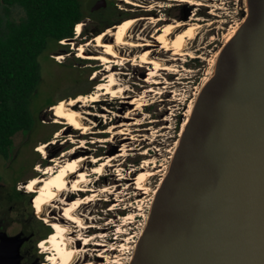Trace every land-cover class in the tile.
Listing matches in <instances>:
<instances>
[{"label":"rangeland","instance_id":"obj_1","mask_svg":"<svg viewBox=\"0 0 264 264\" xmlns=\"http://www.w3.org/2000/svg\"><path fill=\"white\" fill-rule=\"evenodd\" d=\"M106 1L126 13L123 20H138L131 30L132 39L135 42L153 41L150 36L156 34L155 31L161 27L160 24L185 23L184 28L191 24L200 25L197 35L188 44L192 57L185 56L184 60H166L170 57L169 53L162 51L156 54L152 49L156 50L157 47H148L152 51L153 58L165 60V63L174 65L177 69L176 72L159 71L154 80L161 82L158 84L146 82L147 66L133 65L132 62L115 65L113 72L117 84L127 90L126 98L99 95L98 101L87 103L84 110L89 114L85 117L91 123V130L87 134H81L80 130L54 124L53 112L50 111V107H47L61 99L94 93L96 85L104 80L103 75L106 71L103 70L104 67L99 61L83 59V62H79L80 58L76 57L75 50L71 49L82 44L77 41L82 35L83 24L87 23V20L81 22L82 30L77 38L66 39L65 44H60L62 47H67L66 51H60L56 45L49 43L39 57L41 80L31 97L34 126L26 136L21 133L16 134L13 137L10 156L7 159L0 157V186L2 187L0 192L3 196L5 195V214H9L16 221L19 209L25 208V212H30L32 218L29 219V224H32L35 230V240L41 241L44 239L43 226L47 225L34 216L31 207L32 199L29 206L13 199L14 189L18 191L19 199L24 201V197L30 195L22 189L25 182L34 176H43L41 172L35 170V167L38 166L43 170L47 166H54L53 159L60 158L63 152L80 144L84 147L79 149L76 156L94 157L98 160L113 157L119 154V150L124 145L127 146L129 148L127 155L117 157L115 165L107 167L102 177L90 172L93 168L92 163L84 164L83 170L89 173L90 188L99 189L107 186L112 187L113 192L103 193L98 201L79 209V213L87 217V221L94 227L84 230L74 228L75 233L70 237L74 239L78 233L83 237L94 236L96 243L104 244L99 247L94 245L86 247L82 260L84 262L130 264L137 242L147 225L155 192L162 178L166 176L178 147L184 123L191 115L204 81L214 72L217 54L224 46L226 38L243 22L246 16V0H193L200 5L178 0H132L138 6L119 0ZM150 6L152 9L149 11L147 8ZM110 16L116 19V14L113 12ZM11 18H17L16 11L11 13ZM149 18L162 21L150 25ZM115 24L117 23L107 27ZM73 37H75L74 34ZM91 48L87 53H96ZM122 52L134 56L141 54L140 48L130 51L124 48ZM59 55L64 57L61 63L55 59ZM94 71L99 74L93 79ZM150 88L160 89L162 93L159 95L146 93ZM141 94L146 95L147 104L140 109H135L128 102ZM134 122L138 124L135 125ZM61 127L63 134L53 138L55 132ZM103 127H105L104 130H102ZM111 127L114 133L107 132ZM120 129H127L128 135L118 134L117 131ZM51 141H54V144H48L45 156L36 151L39 144ZM54 152H58L57 156L49 159L50 154ZM137 157L140 161L135 166L131 164V160ZM65 160L66 158L60 159L61 162ZM44 161L46 163H43ZM144 161L148 163L143 171L154 173L146 180L148 188L146 193L137 189L138 185L135 181V176ZM119 174L125 178L120 179L122 175L119 176ZM83 195L84 193L73 194L66 199L70 201L76 196ZM51 217L60 219V210L52 211ZM78 245L80 247V242ZM34 247L36 255L33 254L31 245L27 247L25 264H38L44 259L45 256L41 254L38 243H35ZM98 254L102 257H98Z\"/></svg>","mask_w":264,"mask_h":264},{"label":"water","instance_id":"obj_2","mask_svg":"<svg viewBox=\"0 0 264 264\" xmlns=\"http://www.w3.org/2000/svg\"><path fill=\"white\" fill-rule=\"evenodd\" d=\"M245 2L246 16L194 102L130 264H264V0ZM30 234L9 236V264H17Z\"/></svg>","mask_w":264,"mask_h":264},{"label":"bare ground","instance_id":"obj_3","mask_svg":"<svg viewBox=\"0 0 264 264\" xmlns=\"http://www.w3.org/2000/svg\"><path fill=\"white\" fill-rule=\"evenodd\" d=\"M119 1L138 6V4L134 3L132 0ZM178 1L200 5V3L193 0ZM159 7H162V5H159ZM151 9L152 6L147 8L149 11ZM160 21L162 20L149 18L148 24L155 25ZM137 22L138 20L136 19L124 20L120 24L107 28L105 31L99 33L91 42L72 48V50L74 49L76 52V57L82 60L88 59L99 61L103 65V70L106 71V74L103 75L104 80L96 85L94 93L84 96L77 95L74 98L61 99L56 104L51 106L50 111H52L54 115V124L66 125L72 129L80 130L81 134H87L91 130V123L85 117L86 114H89L88 111L84 110L87 103L98 101L99 95H109L114 98L119 97L125 99V92L127 90L117 84L115 73L113 72V67L115 65H122L123 62H132L133 65L147 66L148 73L146 75V82L156 84L161 83L159 81H154L159 71H177L174 65H169L165 63V60L152 57V51L148 47H151L153 42H135L132 39L131 30L135 27ZM184 26L185 23L179 22L164 24L154 35V39L160 50L165 53H169L170 55V57L166 60H184L185 56L192 57L191 52L188 50V44L197 35L200 25L191 24L186 28H184ZM237 29L238 27L234 28L232 33L226 38L225 44L233 37ZM81 30L82 25L77 24L75 28L76 33ZM61 44L65 43L62 42ZM90 48L96 53H87ZM124 48H127L129 51L140 48L142 51L139 56H134L131 54H123L122 51ZM55 59L61 63V61L64 60V57L59 55L55 57ZM98 74V72L94 71L92 78H97ZM212 76L213 72L204 81V84L211 79ZM146 93L159 95L162 92L160 89L150 88L146 91ZM128 103L133 105L135 109H140L147 104L146 95L141 94L138 97H134ZM75 107H79V109H75ZM187 121H185L183 129ZM133 124L137 125L138 123L134 122ZM127 131V129H120L117 133L120 135H128ZM107 132L114 133L113 127L107 130ZM62 134L63 129L61 127V129L55 132L53 138H58ZM131 139L133 138L131 137ZM48 144H54V141L39 144L36 147V151L42 156H45ZM83 147V144H80L75 148H71L69 151L63 152L60 158L52 160L54 165L52 167L47 166L43 170H41L38 166L35 167V170L41 172L43 176L29 179L27 183L22 186V189H24L27 193L33 194L31 207L33 209L34 216L44 221V223L52 229L50 235L38 243V248L41 250V254L45 256L38 264H77L80 261L82 264H97L92 263L91 261H82L85 256V248L90 245L99 247L104 244L96 243L94 236L83 237L79 233L76 234L74 239L70 236L74 235V228L84 230L94 227L92 223L87 221V217L79 213V209L85 205L98 201L100 199L99 197L103 193H112L113 188L107 186L99 189L90 188L89 173L83 170V166L86 162L92 163L93 168L90 172L98 177H102L105 175L107 167L115 165L114 163L117 157H124L127 155L126 152L129 148L124 145L119 150V154L113 157L109 156L98 160L94 157L87 158L83 156H76L79 149ZM61 158H66V160L61 162ZM147 163V161L142 163L143 165H141L140 171L135 176V181L138 185L137 189L143 193H146V190L148 189L146 187L147 178L154 174L143 171L145 167H147ZM120 175L122 174H119V176ZM124 178L125 177H123V175L120 176V179ZM29 185H31V187H29ZM81 193H84V195L76 196L70 201H67L66 199V197H70L73 194L80 195ZM57 209L60 210V219L51 217L52 211ZM79 242L80 247L78 245ZM97 256L102 257L101 254H98Z\"/></svg>","mask_w":264,"mask_h":264},{"label":"trees","instance_id":"obj_4","mask_svg":"<svg viewBox=\"0 0 264 264\" xmlns=\"http://www.w3.org/2000/svg\"><path fill=\"white\" fill-rule=\"evenodd\" d=\"M110 4L106 0H0L1 158L10 156L16 134L26 136L33 129L31 97L41 80L39 57L48 44L58 45V42L71 38L74 26L87 14L93 18H111L113 12L118 19L116 23L120 24L126 13ZM13 11H16V19L11 18ZM57 154L54 152L50 155L54 158ZM139 161L137 157L131 160V164L137 166ZM32 196H27L28 206ZM43 227V238H46L52 229ZM38 242L36 239L32 245L34 255V244Z\"/></svg>","mask_w":264,"mask_h":264},{"label":"flooded vegetation","instance_id":"obj_5","mask_svg":"<svg viewBox=\"0 0 264 264\" xmlns=\"http://www.w3.org/2000/svg\"><path fill=\"white\" fill-rule=\"evenodd\" d=\"M94 1H98V0H94ZM100 2H101V0H100ZM106 5H109L108 2H106ZM83 20H87V23L83 24L84 28L82 30V35L77 41V42H81L82 44H86V42L87 43L91 42L93 40V38L95 36H97L96 35L97 33H99L100 31H102V32L105 31L107 26L111 25L112 23H116L118 21V19H115V18H93L87 14L77 24H81V22ZM160 25L163 26L164 24H160ZM158 30H159V28L155 32H157ZM78 35H79V32L75 37L72 36L68 40L75 39V38H77ZM150 38L153 39V41H151V42H153V45L151 47H157L158 48L156 50L152 49L153 53L155 52L156 54H160V52H162V50H160L158 44L156 42H154V40H155L154 35H151ZM57 44L58 45H56V46L58 48H60V51H66L67 50V47H62V45L60 46L59 42ZM72 48L73 47H71V49ZM49 107L50 106H48L47 108H49ZM0 188L2 189L1 186H0ZM18 194H19L18 191H15V189H14L13 199L18 200V202H20V203L23 202V205L27 204V197H24V201H23V200L19 199ZM16 216L18 218L15 221L10 217L9 214L8 215L5 214V195L3 196V194L0 192V264H9L13 260L11 255H9V251L5 250V246L7 245V239H9V236H14L15 238H18L20 236L23 237L26 230H30V232H31V234L28 236V238L25 239L24 241H22V243L19 245L17 252L14 255L15 256L14 259L16 260L17 264H25L26 249L29 245L32 246L33 242L35 240V237H36L35 230L33 228V225L29 224L30 223L29 219H31L30 218V212L29 213L25 212V208H24V210L22 208V210L19 209V212H18V214H16Z\"/></svg>","mask_w":264,"mask_h":264},{"label":"built area","instance_id":"obj_6","mask_svg":"<svg viewBox=\"0 0 264 264\" xmlns=\"http://www.w3.org/2000/svg\"><path fill=\"white\" fill-rule=\"evenodd\" d=\"M75 28H76V25H75L74 28H73V34L76 36L78 33H76ZM65 40H66V39H65ZM65 40H62V41H60L59 43L61 44L62 42H65Z\"/></svg>","mask_w":264,"mask_h":264},{"label":"snow or ice","instance_id":"obj_7","mask_svg":"<svg viewBox=\"0 0 264 264\" xmlns=\"http://www.w3.org/2000/svg\"><path fill=\"white\" fill-rule=\"evenodd\" d=\"M62 107V106H61ZM29 187H31V185H29Z\"/></svg>","mask_w":264,"mask_h":264}]
</instances>
